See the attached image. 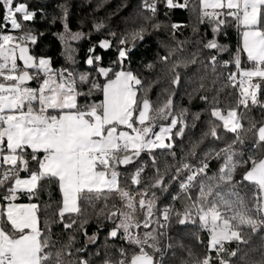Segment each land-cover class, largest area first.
<instances>
[{"label": "snow or ice", "instance_id": "6c2138e0", "mask_svg": "<svg viewBox=\"0 0 264 264\" xmlns=\"http://www.w3.org/2000/svg\"><path fill=\"white\" fill-rule=\"evenodd\" d=\"M192 2L122 0L117 32L94 14L74 28L73 0H0V264H238L264 237V0H195L191 39L170 23L143 64L170 74L156 100L160 78L132 66L160 17ZM50 36L59 62L40 51ZM189 67V102L212 106L177 155L201 121L175 101Z\"/></svg>", "mask_w": 264, "mask_h": 264}, {"label": "trees", "instance_id": "16d2710c", "mask_svg": "<svg viewBox=\"0 0 264 264\" xmlns=\"http://www.w3.org/2000/svg\"><path fill=\"white\" fill-rule=\"evenodd\" d=\"M99 2V0H73V27L75 28L80 21L90 22L92 15L94 14L97 17L104 18L109 23V26L114 31H122L124 28L123 18L128 16L132 9L125 8L123 10L117 11L118 6L122 3V0H105L103 6L93 12L95 5ZM195 0H193L189 9H176L174 11L169 12L167 17L161 16L160 19L164 21V27H162L161 31L158 33H154L146 44L140 46L135 55L133 56L132 66L137 71L144 73L145 75L152 77L158 76L160 78V84L157 85V88L153 90L152 98L156 100L158 90L161 88L171 87L169 83V73L163 69V66L157 64L155 73H149L143 68V64L145 62H151L157 59V52L163 54L165 49L161 46L163 42H172L170 23L175 22L185 27H182L180 31L177 32L176 36L179 40L191 39L193 37L192 28L196 25V10H195ZM49 11H52L50 8ZM113 13H115L113 15ZM202 31H207V26H201ZM229 42L233 45L236 43L237 34L235 32L230 33ZM88 48V42H82L81 46V57L86 53ZM60 44L56 40H54L51 36L44 41V43L40 47V51L44 52L48 55H51L58 62L60 60ZM182 76V86L178 90L175 101L177 106L183 105L190 108L193 112L201 113V121L197 123L195 128L189 127L186 131V138L184 141L177 140V147L175 151L177 155H180L181 148L187 147L189 141L193 138L199 136V134L204 131L205 123L208 119V113L206 109L211 107V102L205 103L200 101L198 98L193 99L191 103L189 102L188 96L186 92H191L194 87L197 85V74L193 73L191 67L188 69L181 68L179 70ZM191 78V79H190ZM232 90L228 89V93ZM207 95L210 98L213 96L212 91H208ZM161 99H164V95L161 94ZM230 97L227 93H221V106L224 108L229 107ZM253 115L259 116V111L254 110ZM209 143H212L209 141ZM163 158H161L162 161ZM161 166H163L161 164ZM215 167V164L213 165ZM88 231L94 232L96 230V223L93 221L90 225H87ZM172 235L176 236L177 234H184V230H182L181 226L174 225L172 230ZM63 239L67 240V235L63 237ZM77 242L82 243L83 238L77 234ZM195 244V241H192ZM229 247H235V244L229 245ZM241 251L238 253L237 259L238 264H264V237L261 234H256L251 237L249 243L247 245H240ZM195 250L199 251L200 249L197 247ZM247 252L248 256L245 260H240V257L244 256V253Z\"/></svg>", "mask_w": 264, "mask_h": 264}]
</instances>
